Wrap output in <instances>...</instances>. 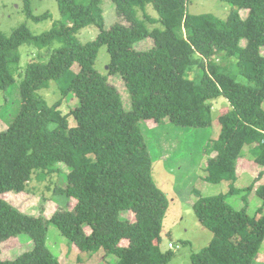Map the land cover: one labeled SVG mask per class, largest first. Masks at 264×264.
Instances as JSON below:
<instances>
[{"label": "trees", "instance_id": "obj_1", "mask_svg": "<svg viewBox=\"0 0 264 264\" xmlns=\"http://www.w3.org/2000/svg\"><path fill=\"white\" fill-rule=\"evenodd\" d=\"M56 1L60 18L51 29L34 34L22 24L10 36L0 33V91L15 82L21 45L33 43L42 49L61 43L49 49L46 61L28 64L20 86V109L0 131V245L21 234L29 235L34 244L16 259L0 256V264H62L47 246L45 216L21 211L1 195L24 191L37 171L41 179L59 174L66 152L71 156L65 164L67 185L56 186L53 193L66 194L76 203L71 209L55 210L49 221L64 234L73 227H90L82 244L90 255L103 249L115 255L118 264H169L175 253L161 248L169 198L153 177L146 133L169 124L211 127L210 99L221 95L231 108L218 118V137L209 148L204 146L210 154L205 178L214 183L228 180L230 189L199 195L194 202L200 223L213 236L206 247L191 254V260L193 264H255L264 243V184L256 189L262 205L255 216L248 213V194L241 209H235L228 197L254 187L239 189L233 184L249 139L256 142L255 161L264 166V0H224L234 6L224 19L213 13H191L189 0H112L118 15L135 23L128 27L134 28L135 38L121 20L106 28L104 0ZM150 5L157 17L149 13ZM244 8H249L246 18L241 16ZM24 9L36 22L52 16L49 11L36 15L30 0H25ZM91 25L105 36L111 57L108 75L123 79L131 96L130 110L109 84V76L91 63L90 44L78 37ZM147 36L154 46L136 50V41ZM45 55L41 57L46 59ZM226 58L235 60L246 83L223 65ZM197 68H204L206 75L202 71L191 78ZM50 81L58 83L62 94L53 104L39 93ZM71 94L79 103L63 114L62 98ZM70 116L76 125H70ZM151 119L157 126H148ZM126 211L133 213V221L121 220ZM115 224H124V231Z\"/></svg>", "mask_w": 264, "mask_h": 264}, {"label": "rangeland", "instance_id": "obj_2", "mask_svg": "<svg viewBox=\"0 0 264 264\" xmlns=\"http://www.w3.org/2000/svg\"><path fill=\"white\" fill-rule=\"evenodd\" d=\"M30 1L36 15L49 11L52 16L41 22H36L27 16L24 9L25 0H0V33L10 36L22 24L28 25L34 34H40L52 28L54 21L60 18L57 1ZM188 5L191 13H213L222 19L226 18L234 9L232 4L224 0H189ZM103 6L106 28H110L117 20H121L126 26L129 36L131 38L136 37L134 35V28H128L135 25V23L127 17L119 16L112 0H104ZM148 10L152 16H158L153 6L150 5ZM248 13L249 8L241 10V16L244 18L247 17ZM78 37L82 42L90 44L88 45L87 53L91 59V63H93L99 72L108 75L111 57L104 34L97 26L91 25L82 29L78 33ZM60 46V42H54L50 48L54 49ZM134 46L136 50L144 51L152 48L154 41L147 36L143 40L136 41ZM50 48L41 49L33 43L21 45V62L19 68L13 73L15 82L6 91H0V131L8 127L10 121L20 109V86L28 64L33 60L46 61ZM45 53H47L45 55L47 58L43 59L41 55ZM234 62L235 60L228 58L222 60L223 65L238 81L246 83L247 80L238 73ZM78 67L79 65L75 64L72 67V71L76 73ZM202 71L204 77L206 75L204 68L195 69L190 73V77L195 78L197 75H202ZM109 84L117 88L122 96L125 108L128 110L132 109L131 96L121 76L110 75ZM39 93L49 104H53L62 97L56 81H50L49 87L39 90ZM210 101L213 112V124L211 127L194 129L180 128L169 124L161 126L154 131L149 130L146 133L149 150L153 159V177L157 185L169 198V207L164 220L161 243L162 250H172L175 253L174 258L169 264H193L191 254L206 247L213 236L212 232L200 223L193 208V204L199 195H218L227 193L230 189V182L228 180L214 183L205 178L207 175L206 162L210 154L207 155L204 152V146L209 148L211 140L218 137L220 133L218 118L231 108L227 98L222 95L211 98ZM78 103V98L74 94H71L68 98H62L59 108L63 114H67L75 109ZM262 110H264V102ZM69 121L71 126L76 125V121L72 116H70ZM148 126L153 128L157 125L151 119L148 121ZM251 142H254L256 145L254 140L249 139L248 145L244 146L242 150V155L248 154V158L254 156L250 152L249 145H251ZM211 153V155H215V152ZM251 160L255 161L254 157ZM70 161L71 156L69 153H64L59 171L60 175L56 172L41 179L37 171L32 175L24 191H8L3 193L1 197L21 211L35 216L40 214L45 216L47 246L62 264H118V258L103 249L92 255L82 249L84 237L91 233L90 227H73L64 234L56 225L49 221L55 210L59 208L64 210L71 209L76 203L75 200L66 194L53 193L56 186L61 188L66 187L68 167L65 164ZM257 171L259 170L256 169L253 173L250 171L253 174L252 176L251 173L241 174V171H239L241 177L233 182L235 188H246L254 184V188L257 189L262 184L255 177L259 175ZM255 178L257 179L255 180ZM254 188L249 193L245 190L240 193L231 194L228 197V202L235 209H241L244 205L243 196L248 194V213L250 216H255L256 210L261 205L262 200L256 195L257 193L255 194ZM121 220L133 221L134 215L130 211L123 212ZM112 221L110 222L111 224L113 223ZM116 225L117 230L123 229L124 224ZM121 242L124 243L125 241L122 240ZM170 243H172V246H170ZM0 246V256L2 259H16L25 251L33 249L34 244L29 235L21 234L3 241ZM240 246L245 249L242 244ZM260 256L261 260H264V243L260 249ZM120 262L119 264H121Z\"/></svg>", "mask_w": 264, "mask_h": 264}, {"label": "crops", "instance_id": "obj_3", "mask_svg": "<svg viewBox=\"0 0 264 264\" xmlns=\"http://www.w3.org/2000/svg\"><path fill=\"white\" fill-rule=\"evenodd\" d=\"M249 141V140H248ZM248 141L246 142V145H248ZM245 145V146H246ZM255 143L251 142V145H249L250 147V152L252 153V148L254 147ZM248 155V154H247ZM247 155H241L238 159V162H237V168H236V175H237V178L241 177L239 171H241V174H246V173H253L254 170H259L257 172H259V175L258 176H255L258 178V181L262 184H264V166L259 164V163H256L254 160L252 161L251 158L253 159L254 156H251L250 158H248ZM253 167V168H252ZM251 172H250V171ZM251 173V176L253 175ZM255 178V180L257 179ZM257 181V182H258ZM254 188V187H253ZM255 189V194H256V188ZM257 195V194H256ZM262 205V203H261ZM260 205V206H261ZM255 264H264V260H261V256H260V252L258 254V257H257V260H256V263Z\"/></svg>", "mask_w": 264, "mask_h": 264}, {"label": "built area", "instance_id": "obj_4", "mask_svg": "<svg viewBox=\"0 0 264 264\" xmlns=\"http://www.w3.org/2000/svg\"><path fill=\"white\" fill-rule=\"evenodd\" d=\"M170 246H172V243H170Z\"/></svg>", "mask_w": 264, "mask_h": 264}]
</instances>
